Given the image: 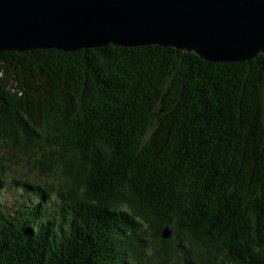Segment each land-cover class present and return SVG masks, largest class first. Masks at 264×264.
<instances>
[{"label": "trees", "instance_id": "obj_1", "mask_svg": "<svg viewBox=\"0 0 264 264\" xmlns=\"http://www.w3.org/2000/svg\"><path fill=\"white\" fill-rule=\"evenodd\" d=\"M0 264H264V55L0 52Z\"/></svg>", "mask_w": 264, "mask_h": 264}, {"label": "water", "instance_id": "obj_2", "mask_svg": "<svg viewBox=\"0 0 264 264\" xmlns=\"http://www.w3.org/2000/svg\"><path fill=\"white\" fill-rule=\"evenodd\" d=\"M108 44L248 62L264 55V0H0V52Z\"/></svg>", "mask_w": 264, "mask_h": 264}, {"label": "rangeland", "instance_id": "obj_3", "mask_svg": "<svg viewBox=\"0 0 264 264\" xmlns=\"http://www.w3.org/2000/svg\"><path fill=\"white\" fill-rule=\"evenodd\" d=\"M91 49V48H90ZM46 239V238H45Z\"/></svg>", "mask_w": 264, "mask_h": 264}, {"label": "bare ground", "instance_id": "obj_4", "mask_svg": "<svg viewBox=\"0 0 264 264\" xmlns=\"http://www.w3.org/2000/svg\"><path fill=\"white\" fill-rule=\"evenodd\" d=\"M183 229V228H182Z\"/></svg>", "mask_w": 264, "mask_h": 264}]
</instances>
